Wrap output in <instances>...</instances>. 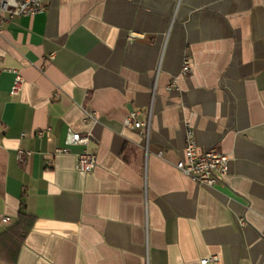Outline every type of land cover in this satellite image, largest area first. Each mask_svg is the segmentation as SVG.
I'll return each instance as SVG.
<instances>
[{
	"label": "crops",
	"instance_id": "crops-1",
	"mask_svg": "<svg viewBox=\"0 0 264 264\" xmlns=\"http://www.w3.org/2000/svg\"><path fill=\"white\" fill-rule=\"evenodd\" d=\"M41 1L0 33V264H264V0ZM187 130L219 184L175 167Z\"/></svg>",
	"mask_w": 264,
	"mask_h": 264
},
{
	"label": "built area",
	"instance_id": "built-area-1",
	"mask_svg": "<svg viewBox=\"0 0 264 264\" xmlns=\"http://www.w3.org/2000/svg\"><path fill=\"white\" fill-rule=\"evenodd\" d=\"M43 9L41 0H0V33L3 30V24L18 16H33L35 13ZM192 64L188 55L183 57L181 72L188 74L191 72ZM14 81L11 87V93L17 94L20 92L24 82L20 71L16 70ZM176 86L173 80L169 85ZM139 111H131L123 120V126L132 129L145 128L149 129L150 117L143 121L138 119ZM96 112L89 114V118L96 120ZM42 132H39L41 134ZM90 135L88 133H79L69 129L66 136V145L56 148V152L68 151V145H78L81 150L76 154L75 167L79 171H91L96 164V155L88 147ZM229 155L218 150L216 147L200 148L194 137L192 130H187L183 157L175 163V167L183 174L189 176L199 184L214 186L222 182L227 174V166ZM3 222L10 220V217L5 215L1 218ZM218 257L212 254L201 259V263L208 261H217Z\"/></svg>",
	"mask_w": 264,
	"mask_h": 264
}]
</instances>
